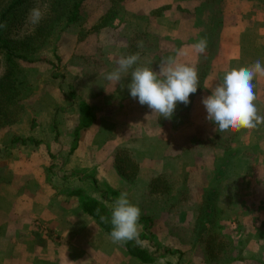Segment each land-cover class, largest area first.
Returning a JSON list of instances; mask_svg holds the SVG:
<instances>
[{"label":"rangeland","instance_id":"rangeland-1","mask_svg":"<svg viewBox=\"0 0 264 264\" xmlns=\"http://www.w3.org/2000/svg\"><path fill=\"white\" fill-rule=\"evenodd\" d=\"M46 1L40 0V4L44 5ZM131 1L85 0L77 21L68 23L60 32L56 30L51 43L38 50L32 57L33 60L20 62L27 85L24 89L19 88L17 105H21L22 109H14L16 121L0 128V180L5 178L7 172L21 169L20 161L15 162L12 159L10 162L2 156L8 146L12 147L14 144L36 146L48 141L49 162L42 168L52 188L68 195L71 188L82 185L81 188L85 191L94 190L99 197L105 192L111 203L114 197L107 192L109 186L104 174L107 168L112 167L116 171L117 168H121L123 175L130 178V174H135L137 163L132 151L127 153L116 147V150L109 154L115 141L119 146L121 134L119 91L124 92L123 89L126 88L127 91L128 88H121L119 84L107 81L104 73L113 70L116 66L115 61L121 55L133 53L139 55L140 63L149 65L154 70H158L160 58L169 55L176 56L180 62L195 65L199 76L197 92L190 95L188 105L178 103L176 114L170 119V122L174 121L177 129L183 127L185 130H177L176 138L179 139L176 140L191 137L193 140L199 139V145H215L214 148L217 147L221 151L232 150L233 141L245 129L220 133L215 131L213 134L208 126L209 122L202 120L197 113L202 105L199 94L207 88L206 86L215 85V83L205 85L206 76L214 69L224 75L232 68L248 66L239 65L242 63L231 66L228 62H224L217 67V62L223 60L221 58L238 53L243 63L252 55L260 60L264 55V36H253L248 29L239 27L237 34L230 33L236 40L235 43L230 41L225 49L220 44L221 38L218 34V29L227 21L223 19L224 17L221 18V12L225 10L220 0H206L203 5L204 11L211 15L209 25L207 27L204 21L206 28L202 35L195 36L193 44L189 47L184 39H177L176 35L151 33V27L156 23L157 18H165V15L159 17L160 13L171 11L169 6L152 8L148 13L139 10L131 15L132 12L128 9ZM36 2L37 0H31L27 14ZM111 6L117 10L112 13L115 15L110 17L109 25L98 29L92 27L100 24V18L105 16ZM165 21L167 23L169 19ZM201 38H206L207 49L203 54H198L193 45ZM139 42H142L141 47H138ZM239 46L240 51L237 50ZM0 71L3 72L1 66ZM129 80L130 78L126 77L122 83L126 84ZM254 83L256 95L254 103L259 114L264 116V76L255 77ZM209 89L211 92V88ZM81 102L89 104L97 123L91 128L80 131L76 148L71 149L78 119V106ZM184 111L187 113L183 114ZM148 118L150 123H153L155 118H160L162 123L167 121V118L162 116L145 115V122ZM186 122L190 123L188 129L183 126ZM197 123L201 125L197 126ZM60 130L63 132L69 130L70 133L65 132L69 137L66 135L63 142L57 145L55 141L59 137ZM250 131V143L255 142L253 146H258H249L245 151L240 148L236 150L235 155L239 154L243 158L242 161L248 156L255 161L232 162L227 158H225L227 162L217 160V165L213 167V170L215 169L213 186L207 189L196 186L189 188L182 183V187L174 191L167 178H162L153 180L144 190L139 188L142 192L140 196L138 195L139 198L129 197L141 209L140 220L148 218L145 224L142 220L139 222V237L134 242L152 254H158L160 260L164 259L161 264H264V258H257L258 252L252 253L247 258L244 257L247 256L245 252L247 254L249 252V248H243L247 241L250 242L248 230L251 228L248 225L250 226L253 221L246 217L243 226L238 225L236 229L230 231L227 226H223L224 211L220 208L224 204L222 200L227 196L229 186L231 188L244 185L259 190L256 194L248 192V194L242 193L243 195L240 193V196L245 199L246 204H255L257 209L253 210L254 214L259 213L260 210L263 211L260 214L264 215V124ZM15 140H18L17 143L24 140V144L18 145ZM193 159L194 155L189 159V164L195 166ZM185 164L188 165L187 162ZM99 169L101 173L98 172ZM242 171L244 175L245 172L249 174L244 176L240 174ZM231 173H238L239 178L232 179ZM177 174L183 175L180 166L177 168ZM96 175L102 176L96 177ZM128 178L127 181L130 182ZM199 180L194 181L198 184ZM3 183L5 182L0 183V186ZM112 190L119 195L118 190ZM233 196L236 197V193ZM240 209L243 211L242 206ZM38 223L40 227L37 231L41 233L47 223L45 225L40 221ZM93 225L101 229L95 221ZM253 234L262 238L264 231L262 235L259 232ZM261 246V249L258 248L259 246L257 248L263 251L264 245Z\"/></svg>","mask_w":264,"mask_h":264},{"label":"crops","instance_id":"crops-1","mask_svg":"<svg viewBox=\"0 0 264 264\" xmlns=\"http://www.w3.org/2000/svg\"><path fill=\"white\" fill-rule=\"evenodd\" d=\"M205 1L132 0L129 2L128 9L131 10L132 15L139 10L142 13H148L152 8L169 6L171 11L160 13L159 17L165 15V18H157L156 23L151 27V33H161L167 36L176 35L177 39H184L186 44L191 47L193 38L202 35L206 28L205 25L208 27L210 22L211 15L204 11L203 3ZM220 1L223 10H225V12H221V18L224 17L223 19L227 21L218 29V34L221 38L220 44L225 49H227L230 41L235 43L236 40L231 34L239 30V27L248 29L253 36H264V0ZM165 19H169V21L166 23ZM237 50L240 51V46ZM221 59L223 60L217 62V67H220L224 62H228L231 66L238 63H242L239 64L241 66L243 64L251 65L257 60L252 55L247 62L243 63L238 53ZM260 60L264 64V55ZM221 75H223L221 71L214 69L206 76L205 85L217 83ZM206 87L200 92V99L211 93L209 87ZM123 91H119L121 98L119 101V131L121 132L119 146L115 141L109 154H112L116 147L127 153L132 151L137 164H135V174H130V178L123 173H118L112 167L107 168V172L104 173L107 184L111 189L118 190L119 193L126 191L129 197L136 196L139 198L142 194L139 188L144 190L150 182L162 178H167L174 191L176 188L182 187V183L189 188L196 186V188L207 189L209 186H213V183L215 184V169L213 170V167L217 165V160L227 162L225 159L227 158L232 162L235 160L240 162L243 158L239 154L235 155L236 150L241 148L245 151L249 146H258H253L256 143L251 144L249 141L250 129H245L237 135L231 146L232 150L221 151L217 147L214 148L215 145H199L200 140H193L191 137L190 139L184 137L177 141L179 139L176 138L177 130H182L183 127L177 129L174 121L170 122V119L162 123L160 118H155V121L150 123V118H148V121L145 122V115L157 117L159 115L150 113L152 110L146 105H140L137 100L131 98L129 90L126 91V88ZM185 113L187 112L184 111L183 114ZM197 113L202 120L209 122L206 119L207 113L203 103ZM175 114L174 112L173 115ZM96 123L97 119L93 114L92 124L88 128L95 126ZM196 125L201 124L197 123ZM183 126L188 129L190 123L186 122ZM208 126L215 134V125L209 122ZM201 128L203 127L201 126ZM65 132L70 133L69 130ZM65 132L60 130L59 137L55 141L57 145L63 142L67 135ZM162 134L163 136H161ZM67 137L69 136L67 135ZM70 138L67 139V142ZM50 142L53 145V142ZM47 147H49L48 141L41 142L36 146L31 144L16 146L14 144L12 147L8 146L2 155L10 162L12 159L15 162L20 161L19 167L21 169L7 172L5 174L7 180L0 186V264H161L164 259L160 260L158 254H152L153 261L151 263H142L139 259L130 256L124 244L112 243L108 234L93 225L94 219L81 209L76 197L70 196L69 193L64 195L52 188L45 171H43L44 168H42L49 162ZM193 155L195 166L189 164V159ZM251 160L255 161L251 156L245 158V161L250 162ZM186 162L188 165L185 164ZM110 164L109 161V166H111ZM178 166L181 167L184 177L181 174L178 176ZM98 172L101 173V169ZM248 174L249 172H245L243 175L247 176ZM238 175V173H231L230 177L232 179L233 177L239 178ZM101 176L96 175V177ZM226 177H228L227 174ZM127 178L130 179V182L127 181ZM193 179L200 180L197 184ZM81 187L83 186L80 185L75 189ZM227 192V196L222 200L226 208L224 209V204L220 207L224 211L223 221L225 222H223V226H227L232 231L238 225L243 226L244 219L249 217L253 221V225H248L251 228L248 230L250 242L247 241L243 248H249V252L248 254L245 252L247 256L244 257L247 258L252 253L258 252L257 258H264V250L258 249L264 245V236L260 238L253 234L259 232L262 235L264 231V215L260 214L263 211L258 210L259 213L254 214L253 210L257 209L255 204H246L245 199L240 196V193L241 195H243L242 193L248 194V192H251L249 194H256L259 190L243 185L241 187L232 186L231 188L229 186ZM234 193H236V197L233 196ZM86 194L101 201L110 215L109 197H102V193L99 197L94 190L86 191ZM241 206L243 211L240 209ZM39 221L44 225L47 223L46 226H43L41 233L37 231V228L40 227ZM248 243L251 246L247 245ZM253 244L255 245L252 246ZM257 246L259 247L257 248ZM139 247L143 248L142 246Z\"/></svg>","mask_w":264,"mask_h":264},{"label":"clouds","instance_id":"clouds-1","mask_svg":"<svg viewBox=\"0 0 264 264\" xmlns=\"http://www.w3.org/2000/svg\"><path fill=\"white\" fill-rule=\"evenodd\" d=\"M48 5L40 4V0L29 9L26 24L38 25L44 18ZM7 23H0V29H6ZM24 32L12 35L13 39L23 38ZM142 42L138 43V47ZM198 54L207 49L206 38H201L193 45ZM179 55V53L177 54ZM138 54L121 55L116 66L104 73L107 81L127 87L129 95L140 105H146L160 117L171 119L178 103L185 106L190 103V95L197 92L199 86L198 69L195 65L180 62L176 56H162L158 70L139 62ZM3 72L0 71V75ZM264 76V64L255 60L251 65L232 68L225 72L222 79L210 86L211 94L202 97L206 109V119L215 125V131L256 129L264 124V116L254 103V79ZM126 77L130 80L125 84ZM110 215H101L104 223H110V239L114 244H126L135 241L140 232L141 209L129 199L126 191L108 205ZM99 212V209H97Z\"/></svg>","mask_w":264,"mask_h":264},{"label":"trees","instance_id":"trees-1","mask_svg":"<svg viewBox=\"0 0 264 264\" xmlns=\"http://www.w3.org/2000/svg\"><path fill=\"white\" fill-rule=\"evenodd\" d=\"M84 1L47 0L48 8L44 18L38 25L33 26L25 23L31 0H0V23H7L6 29H0V66L3 68V75L0 78V128L14 123L17 119L14 116V109L21 108V105H17L19 103V88L24 89L27 80L20 62L33 60L32 57L38 50L51 43L56 30L60 32L68 23L77 21ZM116 10L111 6L105 16L100 18V24L92 27L98 29L109 25L110 17L115 15L112 13H115ZM21 31L24 32L23 38H12L14 33L18 34ZM92 121L93 114L90 111V106L86 102H81L71 149L76 148L79 132L90 127ZM14 142L18 145L24 144V140L20 143H17L18 140ZM117 171L122 173L121 168H117ZM5 181L6 179L3 178L0 183ZM107 192H110L114 199L118 196L110 187ZM69 195L76 197L81 209L109 235L110 223H104L100 219L101 215H109L106 206L101 201L87 195L86 191L81 188L71 189ZM102 197H107L105 192H102ZM141 220L145 224L148 218ZM125 248L130 256L139 259L142 263L153 261L152 253L139 247L134 241L126 243Z\"/></svg>","mask_w":264,"mask_h":264}]
</instances>
